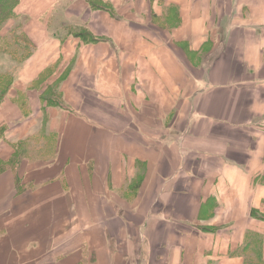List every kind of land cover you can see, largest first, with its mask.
Masks as SVG:
<instances>
[{"label": "crops", "instance_id": "1", "mask_svg": "<svg viewBox=\"0 0 264 264\" xmlns=\"http://www.w3.org/2000/svg\"><path fill=\"white\" fill-rule=\"evenodd\" d=\"M14 19L32 52L0 102V264H264V0Z\"/></svg>", "mask_w": 264, "mask_h": 264}, {"label": "rangeland", "instance_id": "2", "mask_svg": "<svg viewBox=\"0 0 264 264\" xmlns=\"http://www.w3.org/2000/svg\"><path fill=\"white\" fill-rule=\"evenodd\" d=\"M19 4L20 2H18L17 6ZM13 20H15L14 15L10 16L8 20L5 21L2 29V34L5 35L2 39V43L4 47L8 49L3 48V45L0 48V96L4 91L6 93L11 87L19 66L32 52L30 46L20 41V24H17V20L13 23ZM5 28L7 31H5Z\"/></svg>", "mask_w": 264, "mask_h": 264}, {"label": "trees", "instance_id": "3", "mask_svg": "<svg viewBox=\"0 0 264 264\" xmlns=\"http://www.w3.org/2000/svg\"><path fill=\"white\" fill-rule=\"evenodd\" d=\"M20 1L21 0H0V48L3 45V48L8 49L4 47V44L2 43V39L5 37V35L2 34V29H3V25L5 24V21L8 20L10 16L14 15L15 8L18 2ZM6 93L5 91L2 93V95L0 96V102Z\"/></svg>", "mask_w": 264, "mask_h": 264}]
</instances>
